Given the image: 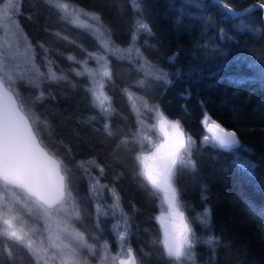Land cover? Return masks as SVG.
Segmentation results:
<instances>
[{
	"label": "trees",
	"instance_id": "obj_1",
	"mask_svg": "<svg viewBox=\"0 0 264 264\" xmlns=\"http://www.w3.org/2000/svg\"><path fill=\"white\" fill-rule=\"evenodd\" d=\"M8 1L3 0L0 6ZM68 2L70 8L77 5L99 15L103 34L62 19L46 0H12L19 13L7 18L15 31L7 34V42H18L22 53L28 49L18 61L9 62L13 71L16 63L24 70L30 57L45 77L49 67L58 76L66 77L47 80L30 71L27 79L38 82L40 87L18 82L16 88L32 112L50 126L42 129L44 145L71 169L68 176L82 217L74 226L91 234L89 243L98 246L107 241L115 255L119 244L112 226L119 215L101 216L99 227L103 231L96 228V203L111 205L114 191L130 225L127 244L139 264H173L164 254L163 245L155 243L163 238L156 219L161 212L162 193L138 175L142 165L136 159L143 152L153 151V145L162 138L156 111L149 110L156 108L180 121L186 135L195 141L190 157L195 168H178L174 181L181 209L196 238L194 258L185 264H264V75L251 67L264 59L263 10L245 15L243 22L248 27L239 30L241 18L225 21L212 0ZM227 2L243 8L257 0ZM137 3L141 11H137ZM138 20L149 25L151 34L136 30ZM80 21L94 23L85 16ZM0 26L4 28L3 19ZM221 28L231 38L222 37ZM0 41H5L2 35ZM110 46L126 50L123 57L106 51ZM89 53L103 59L98 63L89 58ZM84 61L91 72L98 73L105 62L111 70L112 78L104 80V91L111 97L114 111L107 118L93 107L86 90L92 85L89 76L76 74ZM145 61L168 73L171 83L146 78L139 70ZM141 80L143 86L139 84ZM41 91L43 98L37 100ZM205 114L234 130L243 147L226 150L211 142L203 143L202 137L210 135L201 123ZM105 123L111 125L113 136L104 132ZM138 129L150 138V142L144 141L143 148ZM124 138L134 142L121 144ZM89 159L96 160L104 173L89 166L90 173L85 174L78 162ZM246 161L255 165L253 172L240 166ZM90 176L107 185L99 197L89 192ZM14 212L20 217L17 223L26 230L40 228L33 236L39 240L44 233L42 222L28 215L20 204L14 205ZM205 217L207 224L201 223ZM210 238H216L218 243H206ZM5 247L11 248V260ZM88 259L89 264H97L96 259ZM0 264H31V257L22 246L0 239Z\"/></svg>",
	"mask_w": 264,
	"mask_h": 264
},
{
	"label": "snow or ice",
	"instance_id": "obj_2",
	"mask_svg": "<svg viewBox=\"0 0 264 264\" xmlns=\"http://www.w3.org/2000/svg\"><path fill=\"white\" fill-rule=\"evenodd\" d=\"M46 2L61 15L62 19L93 33L103 34L104 26L101 17L96 13L86 12L77 5L70 8L68 0H46ZM212 2L221 11L222 19L225 21L236 17L241 18L239 30L248 27L243 22L245 15L254 10H264V0H257L251 8L244 11L232 8L227 0H212ZM0 3H3V0H0ZM9 9H12L11 13ZM136 9L141 11L138 3ZM3 13L6 18L11 19L13 15L19 13V8L12 3V0H9L4 5ZM81 16L88 17L94 23L81 24ZM136 30L151 34L149 25L140 20L136 23ZM2 31L3 27L0 26V32ZM219 32L222 37H227L224 29H219ZM133 39H136L135 35ZM27 51L28 49H24L22 53L18 42L12 45L6 40L0 41V224L3 225L0 229V239L26 249L31 257V264H89L88 257L96 259L97 264H139L133 248L127 244V238L131 234L130 225L127 214L120 208V198L114 191L111 205L96 203V228L100 232L103 231L99 227L101 216L119 215L120 219L112 226L119 244V251L115 255L112 254L107 241L98 246L89 243L91 234L86 235L74 226V222H79L82 217L72 181L68 176L71 169L46 150L42 129L46 130L50 126L46 120H41L32 112L28 102L16 88L18 82L40 87L38 82L27 79L28 73L34 71L38 77H45V74L35 67L30 57L24 70H20L19 63L15 64V71L9 67V62L18 61ZM106 51L123 57L126 50L110 46ZM88 55L90 59H97L98 63L103 59L97 57L95 53ZM69 59L75 60V57L70 56ZM77 63L81 62L77 61ZM48 64L51 65L52 61H48ZM83 65L82 70L74 69V71L77 75L89 76L92 85L86 90L92 97L93 107L98 108L100 114L107 118L114 111L111 107V97L104 91V80H111V70L106 62L101 65L98 73L87 69V61H84ZM251 67L253 71L264 75V59H258ZM139 70L146 78L171 83L169 74L157 69L151 62L141 63ZM97 76L100 77L99 81ZM45 78L47 80L66 79L64 76H58L51 67ZM139 84L143 86L144 81L141 80ZM43 95L41 91L36 99H42ZM144 107H149L146 102ZM149 110L156 111L159 130L163 133L164 139L161 143L153 145L155 150L150 151L148 155L136 156L142 165L138 175L143 177L152 189L163 194L161 215L156 217L161 225L163 238L155 243L163 245L164 254L173 264H185L186 261L194 258L193 248L196 238L185 212L181 210L182 204L174 181L178 168H195V163L190 158L195 141L190 135H186L180 121L169 120L156 108ZM201 123L210 133L202 137L203 143L211 142L214 147L226 150L243 147L234 131L224 128L207 114L204 115ZM103 129L109 137L114 135L110 124L105 123ZM137 133L140 135L141 148H143L144 141L150 142V138L139 129ZM132 142L134 141L128 138L120 141L125 145ZM78 166L85 174L90 173L89 166L98 168L101 174L104 173V168L100 167L94 159L79 161ZM240 166L250 172L255 169V165L250 161ZM105 188L107 185H101L98 179L90 176V194L99 197ZM21 196L24 200H21ZM15 204L24 207L28 215L37 217L38 223L42 222L43 231L47 234V243L43 236L40 237L39 243L33 238L40 232V228L32 227L26 230L22 224L17 223L20 217L14 212ZM164 205L167 206L166 210ZM201 223L207 224V218H202ZM92 239L98 241L99 237H92ZM206 243L214 244L218 241L216 238H210ZM85 251L88 256L81 255ZM5 252L11 260V248L5 247Z\"/></svg>",
	"mask_w": 264,
	"mask_h": 264
},
{
	"label": "rangeland",
	"instance_id": "obj_3",
	"mask_svg": "<svg viewBox=\"0 0 264 264\" xmlns=\"http://www.w3.org/2000/svg\"><path fill=\"white\" fill-rule=\"evenodd\" d=\"M9 2V1H8ZM6 4H7V2H6ZM3 9H4V7H1L0 6V19H3L4 20V28H3V32H4V34L5 35H3L2 33H0V35H2L3 36V38L7 41V39H8V35H10V34H12L13 32H15L14 30H12V27H9V22H8V19L4 16V13H3ZM8 34V35H7ZM7 36V37H6ZM167 117V116H166ZM169 120H173V121H177L176 119H172V118H169V117H167ZM157 127H158V129H159V125H158V119H157ZM162 134V138L156 143V144H159V143H161L162 141H163V139H164V137H163V133H161ZM155 149H153V151H154ZM149 154V152H143L141 155H148ZM161 199L163 200V194L161 195ZM164 207V209L166 210L167 209V206L166 205H164L163 206ZM182 210V209H181ZM161 215V212L159 213V216ZM41 236H43L44 238H45V243H47V239H46V237H47V234L46 233H43ZM40 236V237H41ZM40 240V239H39ZM39 240H37V243H39Z\"/></svg>",
	"mask_w": 264,
	"mask_h": 264
},
{
	"label": "water",
	"instance_id": "obj_4",
	"mask_svg": "<svg viewBox=\"0 0 264 264\" xmlns=\"http://www.w3.org/2000/svg\"><path fill=\"white\" fill-rule=\"evenodd\" d=\"M255 4V3H254ZM254 4H250V5H248V6H246V7H243V8H237V7H234V6H232V5H230L232 8H234V9H236L237 11H244L245 9H248V8H251ZM263 21H264V10H263ZM216 121V120H215ZM219 123V122H218ZM221 124V123H220ZM224 128H226V129H228V130H231V131H234V130H232V129H230V128H227L226 126H224L223 124H221ZM235 132V131H234ZM236 133V132H235ZM237 134V133H236ZM237 138H238V135H237ZM238 140H239V138H238ZM46 150H48L49 151V153L50 154H53L47 147H46ZM56 158H58L56 155H54ZM59 159V158H58Z\"/></svg>",
	"mask_w": 264,
	"mask_h": 264
}]
</instances>
